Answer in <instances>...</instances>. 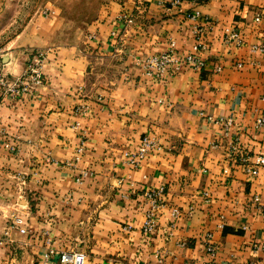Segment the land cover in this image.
Listing matches in <instances>:
<instances>
[{
  "label": "crops",
  "instance_id": "0c3cea01",
  "mask_svg": "<svg viewBox=\"0 0 264 264\" xmlns=\"http://www.w3.org/2000/svg\"><path fill=\"white\" fill-rule=\"evenodd\" d=\"M13 2L0 0V66L19 74L33 50L56 53L44 86L0 104V264H60L70 250L85 252V264H201L207 232L219 264H264L253 250L264 243V212L252 201L264 205V167L252 176L228 154L235 136L246 153L264 154V126L254 124L264 114V54L251 50L264 43V0H101L79 44L59 39L72 31L56 4L14 30ZM195 9L201 18H186ZM197 28L207 44L199 51ZM172 41L205 67L146 75L142 60ZM209 116L231 118L232 136ZM144 136L162 150L132 167L124 152ZM161 186L164 206L147 234L144 193ZM12 213L24 223L6 235Z\"/></svg>",
  "mask_w": 264,
  "mask_h": 264
},
{
  "label": "built area",
  "instance_id": "2783aa9c",
  "mask_svg": "<svg viewBox=\"0 0 264 264\" xmlns=\"http://www.w3.org/2000/svg\"><path fill=\"white\" fill-rule=\"evenodd\" d=\"M181 0H174V4H178ZM50 11H45L49 13ZM186 18L191 20H198L201 18L202 13L200 10L195 9L194 11L186 12ZM119 18L123 21H130L131 17L127 14L119 15ZM259 20V16L256 17ZM210 29L211 25H207ZM197 32L198 43L195 46V50L206 49L207 44L203 41L201 28L195 30ZM114 34V32H113ZM231 39H235L238 44L242 42V37L239 31H233L229 36ZM174 41H172L171 47L159 54H152L146 56L142 60V66L145 74L152 77H164L167 75H175L181 71L184 67H192L200 70L205 67L206 62L197 53H184L180 54L176 52L174 48ZM252 51H258L264 54V43L251 45ZM33 56L27 59V63L19 74H12L3 67L0 66V104L4 98H8L12 101H19L25 98L31 92L44 86L46 83V75L44 73V67L49 61L50 51L47 49H39L32 53ZM242 64L239 63V66ZM215 124L220 125L223 129V133L226 137L232 136L233 120L231 118L224 119L223 117L213 118L209 116ZM255 126H264V114L257 117L254 121ZM0 132H1V121H0ZM162 150V145L155 137L144 136L141 138L137 148L135 150H127L124 152L125 161L132 167H138L141 163L147 159L154 152ZM79 151H83V147L79 148ZM229 156H233L237 162L244 166L245 171L254 176L257 175L259 169L264 167V154L254 153L248 154L243 151V148L239 144V136L232 137L230 147L228 149ZM164 193V187H158L156 189L146 190L144 193L149 200L150 206L146 211L145 218L142 225L144 233L151 234L157 228L156 216L159 210L164 206L162 195ZM252 201L264 212V205L260 203L259 197L254 196ZM195 206L190 205L187 214H192ZM173 217L176 219L181 215V211L178 208H173ZM24 223V219L16 213L11 214V224L5 231L6 235H9V231L16 226ZM214 235L211 232H207L204 235V244L206 253L210 256V260L202 262L201 264H219L217 260L218 245L213 240ZM50 243L51 239H47ZM253 250L264 251V243L254 244ZM56 254L54 248H47L45 251V260L48 261L51 256ZM86 253L79 250L62 251L60 253L59 262L60 264H85Z\"/></svg>",
  "mask_w": 264,
  "mask_h": 264
},
{
  "label": "rangeland",
  "instance_id": "374dc122",
  "mask_svg": "<svg viewBox=\"0 0 264 264\" xmlns=\"http://www.w3.org/2000/svg\"><path fill=\"white\" fill-rule=\"evenodd\" d=\"M99 1L101 0H14L8 8V13L14 12V20H16H12L13 28L14 30H19L27 24L31 15L36 13L39 9H43L48 4H56L63 9L66 19H69L67 20L69 25L67 31L70 29L72 31L71 34H67L65 32L58 33L59 39L62 42L72 41L79 44L83 43L89 34V32L85 30L86 28H84L87 20H89L85 16L96 13ZM61 28L59 29L62 30ZM10 33L14 34V32ZM9 34L6 33L7 36H9ZM35 51L37 50H33L32 53H35ZM53 51L55 52V50ZM53 51H50L49 59ZM32 53L30 54V57L33 56Z\"/></svg>",
  "mask_w": 264,
  "mask_h": 264
}]
</instances>
